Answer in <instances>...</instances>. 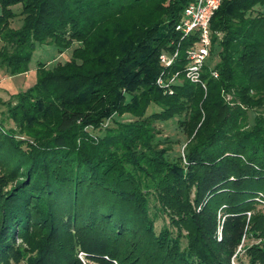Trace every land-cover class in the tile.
Here are the masks:
<instances>
[{
    "label": "trees",
    "instance_id": "trees-1",
    "mask_svg": "<svg viewBox=\"0 0 264 264\" xmlns=\"http://www.w3.org/2000/svg\"><path fill=\"white\" fill-rule=\"evenodd\" d=\"M192 1L0 0L9 75L72 49L0 118V264H264V0H224L207 89L181 75L170 93L160 55Z\"/></svg>",
    "mask_w": 264,
    "mask_h": 264
},
{
    "label": "built area",
    "instance_id": "built-area-1",
    "mask_svg": "<svg viewBox=\"0 0 264 264\" xmlns=\"http://www.w3.org/2000/svg\"><path fill=\"white\" fill-rule=\"evenodd\" d=\"M223 1L193 0L184 8L176 24V30L180 33L181 39L178 42L173 40L172 47L160 55L165 69L158 76L157 83L170 93L173 92V85L179 81L181 75L193 82L200 83L207 89V81L203 72L213 42L211 20ZM185 41H188L189 44L183 51V42ZM182 53L185 60H182L184 58ZM180 63H183V68L172 72L171 67ZM212 72L214 76H218L217 70ZM80 255L84 259V255L87 253L81 251Z\"/></svg>",
    "mask_w": 264,
    "mask_h": 264
},
{
    "label": "rangeland",
    "instance_id": "rangeland-1",
    "mask_svg": "<svg viewBox=\"0 0 264 264\" xmlns=\"http://www.w3.org/2000/svg\"><path fill=\"white\" fill-rule=\"evenodd\" d=\"M17 12V16L12 20V26L18 27L22 22L23 15L21 14L22 6L17 4L13 7ZM0 42V47H1ZM72 49H67L61 51L55 45H51L49 43L39 45L32 57L30 62V70L24 73H19L15 75H9L5 68H0V118L7 110V102L9 100H15V94L18 91L24 90L30 86H32L37 80V65L39 62L47 63L49 67L54 66L58 62H65L71 57ZM218 60V59H217ZM115 118L120 120H127L129 117L122 116ZM112 122L108 120L104 125L111 124ZM8 125H11V122L7 121ZM159 126L163 128L162 137L168 136L170 138L176 139V143L174 145V151L177 153L179 151H183L185 147L186 134L184 131L178 126L176 120H169L167 122L161 123ZM97 133V131H94ZM21 138H26V135L21 136ZM164 220L159 218L157 220V230L161 227ZM79 251V257L82 260L83 264H99L97 262L92 261L88 258V255H84V259L81 257ZM244 261L242 264H249L248 258L244 255ZM115 263L117 261L115 260ZM118 264V263H117ZM237 264L238 263L237 261Z\"/></svg>",
    "mask_w": 264,
    "mask_h": 264
}]
</instances>
